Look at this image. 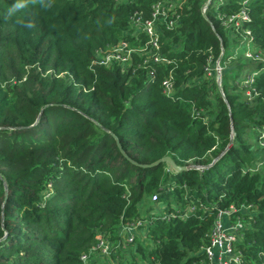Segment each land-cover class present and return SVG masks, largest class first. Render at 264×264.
I'll use <instances>...</instances> for the list:
<instances>
[{
    "label": "trees",
    "instance_id": "trees-1",
    "mask_svg": "<svg viewBox=\"0 0 264 264\" xmlns=\"http://www.w3.org/2000/svg\"><path fill=\"white\" fill-rule=\"evenodd\" d=\"M156 1L0 0V264H84L98 235L116 264H204L231 205L236 264H264V0H161L163 61L142 49ZM120 41L123 66L93 62ZM165 155L186 168L139 164Z\"/></svg>",
    "mask_w": 264,
    "mask_h": 264
},
{
    "label": "built area",
    "instance_id": "built-area-1",
    "mask_svg": "<svg viewBox=\"0 0 264 264\" xmlns=\"http://www.w3.org/2000/svg\"><path fill=\"white\" fill-rule=\"evenodd\" d=\"M170 8H164L161 0H157L153 4V11H152V17L145 19L142 23V29L145 30V32L149 35V39L146 42V44L143 46V50L148 46L147 58H152L155 61H163L167 60L162 54H159L158 48H159V34L158 30L156 29L155 20L158 18V15H164L166 16L167 10ZM166 10V11H165ZM204 10V8L202 9ZM249 16L243 8L241 11H239L236 14L230 15L227 20H225V23L232 22L235 27H239L242 20L248 19ZM134 20L136 22H139L140 16L134 17ZM172 19L168 20L169 23H171ZM249 31L246 30V34H248ZM247 46L244 51V54L246 56L260 59L261 56L258 53H254L253 50L249 47V41L246 42ZM150 45V46H149ZM113 49L112 52L113 57L111 59H119L121 65L123 66L126 61L129 60L131 51L134 48L127 47V43L125 41H120L113 47L107 49V51H104L103 54H97L95 59L99 58L98 56H102L99 60H93V62H97L99 64H108L111 59L107 55H105V52H108L109 50ZM218 62V60H217ZM216 62L215 69H216V80L218 78L217 68L221 71V66L218 65ZM208 73H210V70H207ZM254 74L256 71L253 72ZM252 74L248 75L246 77V82H250L253 80ZM163 88L167 93H171L173 91V82L171 77H165L162 80ZM247 94H249V91H246ZM264 130V127L260 130V140H264V134L261 135V131ZM233 209V206L231 205L228 208H220L217 212L216 218L212 223V226L208 232V242L202 246V250L204 252L205 256V263L204 264H236L240 262L241 260V252L236 246V242L238 240V236L241 232V229L244 228V222L239 217L236 216L233 219L231 218V211ZM229 217V218H228ZM124 232L125 237L127 239H132L134 236V225L132 223H125L124 224ZM93 248L99 247L100 249L103 248L104 251L107 249V244L103 240V238L98 235V242L96 245L92 246ZM108 247L109 244H108ZM103 252V251H102ZM87 254L84 253L81 255V259L84 261V264H87Z\"/></svg>",
    "mask_w": 264,
    "mask_h": 264
},
{
    "label": "rangeland",
    "instance_id": "rangeland-1",
    "mask_svg": "<svg viewBox=\"0 0 264 264\" xmlns=\"http://www.w3.org/2000/svg\"><path fill=\"white\" fill-rule=\"evenodd\" d=\"M205 6V5H204ZM114 50L113 49H111V50H109L108 52H105V55L107 56H109L110 57V59L113 57V55H112V52H113ZM218 65H219V60H218ZM220 66V65H219ZM220 85H221V80H220ZM221 87V86H220ZM257 131H258V129H257ZM262 134H264V130H262L261 131V135ZM253 141H254V138H253ZM257 142H259V145L261 146V149H262V155L264 156V140H257ZM264 160V159H263ZM229 218V217H228ZM134 227H136L135 225H134ZM124 229V228H123ZM123 231H125V230H123ZM136 234H143V230H137L136 231ZM102 238H103V240L106 242V244H107V249H106V251H104L103 250V248H101V251H103V253L100 251V252H96L95 254H94V256L92 257V258H90V261L91 262H93L92 264H116L117 263V259L116 258H113L112 257V254L111 253H109L110 252V248L108 247V244H109V246H113L115 243L116 244H118L119 242L118 241H114L113 239H111L110 237H103L102 235H100ZM126 237H122V238H120V241H122L123 243V245H122V248L124 249V250H126L127 252L130 250L129 249V247L127 246V245H125L124 244V240H131V239H125ZM86 260H87V264H90L89 262V259H88V257L86 258Z\"/></svg>",
    "mask_w": 264,
    "mask_h": 264
},
{
    "label": "water",
    "instance_id": "water-1",
    "mask_svg": "<svg viewBox=\"0 0 264 264\" xmlns=\"http://www.w3.org/2000/svg\"><path fill=\"white\" fill-rule=\"evenodd\" d=\"M204 8V7H203ZM204 11V10H203ZM221 55H219V58H220ZM219 58L217 60H219ZM217 73H218V78H217V82H218V85L219 87L221 86L220 85V80H221V71L219 68H217ZM221 88V87H220ZM161 161H165V162H168L170 164V166L172 168H174L175 170H179V169H182V168H186V166H183V165H177L173 159L168 156V155H165V156H162L152 162H149V163H139L141 166H150V165H155Z\"/></svg>",
    "mask_w": 264,
    "mask_h": 264
}]
</instances>
